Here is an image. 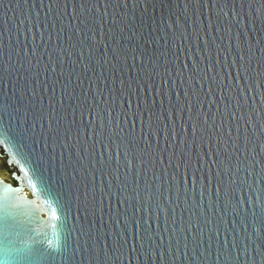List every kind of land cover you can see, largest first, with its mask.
<instances>
[{
  "label": "water",
  "instance_id": "1",
  "mask_svg": "<svg viewBox=\"0 0 264 264\" xmlns=\"http://www.w3.org/2000/svg\"><path fill=\"white\" fill-rule=\"evenodd\" d=\"M262 125L241 0H0V264H261Z\"/></svg>",
  "mask_w": 264,
  "mask_h": 264
},
{
  "label": "snow or ice",
  "instance_id": "2",
  "mask_svg": "<svg viewBox=\"0 0 264 264\" xmlns=\"http://www.w3.org/2000/svg\"><path fill=\"white\" fill-rule=\"evenodd\" d=\"M54 2H56V0H54ZM244 4H247L250 9L254 8L257 13H259L261 16H264V0H241V7H243ZM66 6L67 5H65V7ZM89 114L91 115V113ZM262 127H264V125H262ZM148 128L150 130L152 129L151 123L148 124ZM151 134L152 133L150 131L149 135ZM131 143L132 141H129V144ZM176 167L179 168V164H177ZM13 226L14 225L10 223V218L7 215L0 216V234H4L5 239L7 238L6 234L8 233V230ZM262 232H264V226H262ZM260 239L262 243L260 244V250L258 252V255H260L261 257V264H264V235H261ZM110 255H111V250L105 251L104 249H101L99 264H106V261ZM23 259L25 261V264H42L44 258L41 253L34 252L30 255H25ZM254 259L255 257H253V260Z\"/></svg>",
  "mask_w": 264,
  "mask_h": 264
}]
</instances>
